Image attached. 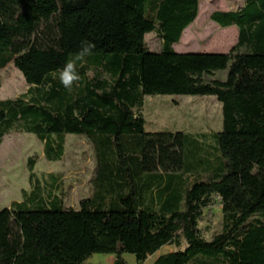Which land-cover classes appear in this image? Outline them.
Listing matches in <instances>:
<instances>
[{"label":"trees","instance_id":"obj_1","mask_svg":"<svg viewBox=\"0 0 264 264\" xmlns=\"http://www.w3.org/2000/svg\"><path fill=\"white\" fill-rule=\"evenodd\" d=\"M199 12V0H0V70L13 63L29 87L0 100V145L11 132L33 134L59 162L67 136H79L97 162L92 196L73 209L59 179L45 196L29 159L35 187L0 210V264L95 255L146 264L165 246L177 250L154 264H264V0L212 14L221 29L238 28L229 53L175 50ZM151 33L160 52L146 44ZM82 40L93 48L69 91L59 70ZM226 70L223 82L205 79ZM154 96L215 97L223 125L212 150L206 134L147 132L142 111ZM215 198L222 230L207 240L201 223Z\"/></svg>","mask_w":264,"mask_h":264},{"label":"rangeland","instance_id":"obj_2","mask_svg":"<svg viewBox=\"0 0 264 264\" xmlns=\"http://www.w3.org/2000/svg\"><path fill=\"white\" fill-rule=\"evenodd\" d=\"M199 2L200 12L197 20L185 30L182 40L175 45V50L179 53H229L237 44L238 28L233 26L221 29L211 20V16L215 12H237L244 6L245 0ZM228 37L232 39L231 44L222 41L228 40ZM145 41L151 52L162 50V41L154 33L148 34ZM226 76L227 70L216 72L212 76L206 75L205 79L223 82ZM28 89L23 75L13 63L0 70V100L15 99L27 93ZM142 113L146 120L147 132H182L193 136L206 134L209 138L204 142V146L210 151L215 146L210 136L220 132L223 125L222 105L215 97H147ZM31 157H36L34 174L41 182L45 196L47 185L49 190L55 189L60 181L59 194L64 200L65 208L79 209L80 201L92 196L97 162L94 146L90 141L79 136H67L63 160L50 162L45 158L44 144L35 135L11 132L4 137L0 145V210L10 208L14 202L21 201L23 192L30 193L32 186L35 187V183L31 184L29 181L28 161ZM260 175L257 171L256 176ZM203 178L208 179V176L203 175ZM222 222L223 205L219 198H215L213 206L205 211V218L201 223L207 240L221 232ZM176 250L175 247L165 246L160 254L166 255ZM97 257L100 259L95 264H113L110 256ZM156 257L157 255L150 257L147 263L152 264Z\"/></svg>","mask_w":264,"mask_h":264},{"label":"clouds","instance_id":"obj_3","mask_svg":"<svg viewBox=\"0 0 264 264\" xmlns=\"http://www.w3.org/2000/svg\"><path fill=\"white\" fill-rule=\"evenodd\" d=\"M93 45L87 40L80 42L79 50L75 54V59L65 62L63 68L59 70V81L67 90H71L74 83L79 81L80 76L77 70V61L83 60L91 54Z\"/></svg>","mask_w":264,"mask_h":264},{"label":"crops","instance_id":"obj_4","mask_svg":"<svg viewBox=\"0 0 264 264\" xmlns=\"http://www.w3.org/2000/svg\"><path fill=\"white\" fill-rule=\"evenodd\" d=\"M238 38V37H237ZM222 41H224V39L222 40ZM232 43V39H231V42H229L228 44H231ZM26 191H24L23 193H25ZM26 193H28V192H26ZM21 201H23V194H22V200ZM21 201H19V202H21ZM160 252L161 251H159L157 254H155L154 256H156L157 255V257H156V259L154 260V262L162 255V254H160ZM159 254V255H158ZM153 256V257H154ZM110 258H111V261L113 262V264H114V262H115V257L114 256H110ZM98 259H100V257H97V255H95V256H92L87 262H86V264H95L96 263V261L98 260ZM125 259H126V261L128 262V263H131V264H136V261H135V259L133 258V257H128V256H125ZM130 259H131V261H130ZM153 262V263H154ZM147 263V262H146ZM152 263V264H153ZM148 264V263H147Z\"/></svg>","mask_w":264,"mask_h":264}]
</instances>
